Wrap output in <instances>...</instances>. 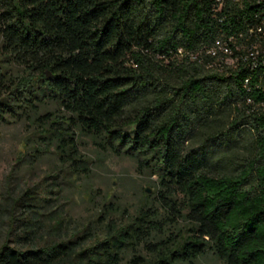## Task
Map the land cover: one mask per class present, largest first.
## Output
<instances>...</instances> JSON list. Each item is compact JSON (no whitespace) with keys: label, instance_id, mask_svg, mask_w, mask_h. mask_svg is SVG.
<instances>
[{"label":"trees","instance_id":"1","mask_svg":"<svg viewBox=\"0 0 264 264\" xmlns=\"http://www.w3.org/2000/svg\"><path fill=\"white\" fill-rule=\"evenodd\" d=\"M257 11L216 0H0V129L35 125L61 180L7 177L0 264H264V66L223 68L207 55L217 41L251 45ZM85 140L134 161L155 196L132 213L83 190L91 213L71 215L61 184L81 190L92 177ZM179 219L186 231L168 232Z\"/></svg>","mask_w":264,"mask_h":264},{"label":"rangeland","instance_id":"2","mask_svg":"<svg viewBox=\"0 0 264 264\" xmlns=\"http://www.w3.org/2000/svg\"><path fill=\"white\" fill-rule=\"evenodd\" d=\"M25 143H28L29 155L21 161L20 152ZM43 144L44 141L40 139L35 125L29 121L11 123L0 129V197L7 186V177L15 170L20 172L21 178L17 179L18 181L13 180L12 185L22 184L21 179L24 178L31 184L44 179L47 183L61 182L60 174L55 170L57 166L55 147ZM82 153L90 163L92 177L78 183L81 190L69 183L61 184L67 190L65 206L71 215L83 217L91 213L92 209L84 203L86 196L82 194L83 190H93L100 195L106 193L112 201L120 203L122 208L132 213L146 202V189L151 190L149 194L155 196L157 189L154 179L149 174L140 172L134 161L103 152L91 140H85ZM31 156H36L38 160ZM167 228L168 232L186 231L188 224L179 219L178 223ZM199 264L224 263L208 255L202 258Z\"/></svg>","mask_w":264,"mask_h":264},{"label":"built area","instance_id":"3","mask_svg":"<svg viewBox=\"0 0 264 264\" xmlns=\"http://www.w3.org/2000/svg\"><path fill=\"white\" fill-rule=\"evenodd\" d=\"M233 3L244 9L247 5L256 6L258 11L253 13L256 18L264 19V0H216V3L222 8L224 5ZM257 33L250 30V37L255 35L256 40L251 45L247 42H238L230 39V44L217 41L216 44L207 51V55L216 59V63L225 68L236 69L241 65L251 61L252 66H264V24L259 26ZM196 60V56H192ZM251 59V60H249ZM246 85L249 80L246 79Z\"/></svg>","mask_w":264,"mask_h":264},{"label":"water","instance_id":"4","mask_svg":"<svg viewBox=\"0 0 264 264\" xmlns=\"http://www.w3.org/2000/svg\"><path fill=\"white\" fill-rule=\"evenodd\" d=\"M51 77H52V75L50 73H48V79H51ZM146 192L151 193V190L146 189Z\"/></svg>","mask_w":264,"mask_h":264}]
</instances>
